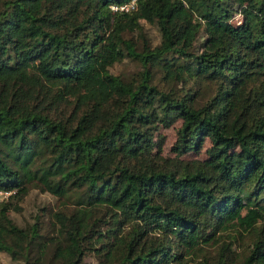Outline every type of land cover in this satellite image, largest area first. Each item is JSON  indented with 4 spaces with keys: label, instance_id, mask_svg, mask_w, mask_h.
Here are the masks:
<instances>
[{
    "label": "trees",
    "instance_id": "trees-1",
    "mask_svg": "<svg viewBox=\"0 0 264 264\" xmlns=\"http://www.w3.org/2000/svg\"><path fill=\"white\" fill-rule=\"evenodd\" d=\"M133 1L0 0V255L264 264V0Z\"/></svg>",
    "mask_w": 264,
    "mask_h": 264
},
{
    "label": "rangeland",
    "instance_id": "rangeland-1",
    "mask_svg": "<svg viewBox=\"0 0 264 264\" xmlns=\"http://www.w3.org/2000/svg\"><path fill=\"white\" fill-rule=\"evenodd\" d=\"M150 36L152 37L153 40L155 41L154 44H158L159 40L157 39L156 31H149ZM131 70H134V66H122L119 68V71L129 73ZM167 138V142L165 145L166 149V154L169 153V150L171 146L174 144L176 140V133L175 129L172 128L170 130H166L164 132ZM45 205H50L51 207L55 205V200L52 199L50 196L43 194L39 191H33L29 198L23 203V211L22 215H18L16 213H13V217L19 222V224H25L27 221H31L32 217L35 215V212L39 211L40 209L44 208ZM9 259L4 256L0 255V264H8Z\"/></svg>",
    "mask_w": 264,
    "mask_h": 264
},
{
    "label": "built area",
    "instance_id": "built-area-1",
    "mask_svg": "<svg viewBox=\"0 0 264 264\" xmlns=\"http://www.w3.org/2000/svg\"><path fill=\"white\" fill-rule=\"evenodd\" d=\"M138 0H134L132 3L130 4H126V5H123V6H112V10L113 11H120V12H130L132 10L135 9L136 7V3H137ZM9 193H6V192H0V201L4 200V199H7L9 197Z\"/></svg>",
    "mask_w": 264,
    "mask_h": 264
}]
</instances>
